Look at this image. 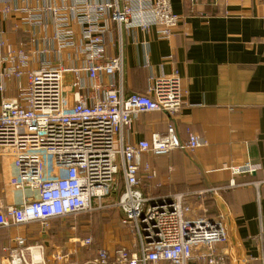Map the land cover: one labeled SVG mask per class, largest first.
<instances>
[{
    "label": "built area",
    "instance_id": "1",
    "mask_svg": "<svg viewBox=\"0 0 264 264\" xmlns=\"http://www.w3.org/2000/svg\"><path fill=\"white\" fill-rule=\"evenodd\" d=\"M46 1L40 8L3 10L6 15H23L32 43L37 41L35 29L49 13L55 46L15 48L0 33V155L11 157L16 172L9 187L21 192L18 204H0V230L32 223L48 229L53 221L107 209L105 201L117 191L121 177L124 191L111 207L122 213L124 226L134 229L136 245L99 250L85 264H225L222 255L229 238L224 220L191 216L189 202L216 195L224 187L160 200L146 196L141 188V174L147 181L156 175L150 165L142 164L144 155L168 156L205 146L194 134L182 141L174 124L164 134L131 140L139 116L162 113L175 119L182 114L186 91L179 71L152 76L145 94L127 92L123 54L108 53L110 21L120 32L157 27L162 40L171 39L181 22L171 1ZM74 24L81 28L79 35ZM13 79L19 81V91L12 99L5 93ZM231 169L236 174L256 171L250 163ZM235 185L232 180L229 187ZM92 243L87 238L82 246ZM5 250L9 259L0 264H47L42 245L29 247L19 240ZM57 260L76 264L69 254H59ZM260 262L264 264V234Z\"/></svg>",
    "mask_w": 264,
    "mask_h": 264
},
{
    "label": "crops",
    "instance_id": "2",
    "mask_svg": "<svg viewBox=\"0 0 264 264\" xmlns=\"http://www.w3.org/2000/svg\"><path fill=\"white\" fill-rule=\"evenodd\" d=\"M73 0H69L71 2ZM93 3L114 0H90ZM121 5L124 0H118ZM181 17L179 28L169 40L159 29L150 32L126 30L109 22L107 37L110 57H124V86L127 92L145 94L152 76L168 75L177 69L186 91L182 114L169 118L162 113L139 116L134 122L132 142L164 134L174 124L182 141L197 135L205 146L195 151L178 150L168 156L144 155L156 175L144 194L160 200L177 194H194L212 187H224L216 195L193 198V217H222L229 238L223 251L225 264H261V236L264 234V0H170ZM46 0H0V33L15 48H53L55 33L50 14L35 29L30 41L23 15L3 10L13 7H43ZM57 4L60 0H53ZM77 35L81 28L74 24ZM70 52V51H68ZM63 55L67 61V54ZM38 59V57H37ZM38 63V61H37ZM33 63V68L38 64ZM25 85V81H21ZM19 81L7 83L5 97L18 95ZM2 95L0 94V103ZM250 163L256 171L236 174L231 168ZM11 157L0 155V204H18L21 192L9 187L15 175ZM235 186L230 188L231 181ZM67 219L58 221L65 222ZM43 229L39 223L0 230V261L19 240L29 247L42 245L47 264H62L59 254L85 264L96 254L74 249L71 238L58 244L60 232ZM137 242V241H136ZM77 245V244H76ZM129 247L127 249H132Z\"/></svg>",
    "mask_w": 264,
    "mask_h": 264
},
{
    "label": "rangeland",
    "instance_id": "3",
    "mask_svg": "<svg viewBox=\"0 0 264 264\" xmlns=\"http://www.w3.org/2000/svg\"><path fill=\"white\" fill-rule=\"evenodd\" d=\"M120 179V177H119ZM118 199L111 195L106 199L105 204L109 208L93 213V215H82L75 218L67 219L65 222L53 221L49 225V230L60 232L58 244H64L71 238L78 237L79 240L69 243V246H76L74 249L81 251L84 255L86 252H97L107 250L114 252L120 248H129L136 245L135 231L131 226L122 224L123 215L120 211L113 209L111 205ZM91 238L93 243L88 246H82V242Z\"/></svg>",
    "mask_w": 264,
    "mask_h": 264
},
{
    "label": "trees",
    "instance_id": "4",
    "mask_svg": "<svg viewBox=\"0 0 264 264\" xmlns=\"http://www.w3.org/2000/svg\"><path fill=\"white\" fill-rule=\"evenodd\" d=\"M141 178H142V190H143V192L145 191V190H147V188H148V183H150L151 181H147L145 178H144V175L143 174H141ZM123 191H124V186H123V181H122V179H121V177H120V180H119V184H118V189H117V191L114 193V196H115V198H117V199H119L120 198V195L123 193ZM145 193V192H144ZM146 196H149L148 194H145ZM208 196H212V195H208ZM91 215H93V214H91ZM67 219H71V218H67Z\"/></svg>",
    "mask_w": 264,
    "mask_h": 264
}]
</instances>
